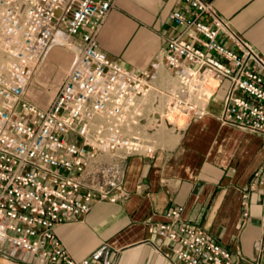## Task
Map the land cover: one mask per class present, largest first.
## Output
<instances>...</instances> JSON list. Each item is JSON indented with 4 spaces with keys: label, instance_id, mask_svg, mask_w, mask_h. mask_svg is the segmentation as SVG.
<instances>
[{
    "label": "built area",
    "instance_id": "1",
    "mask_svg": "<svg viewBox=\"0 0 264 264\" xmlns=\"http://www.w3.org/2000/svg\"><path fill=\"white\" fill-rule=\"evenodd\" d=\"M116 1L0 0V252L29 253L40 264H115L101 252L75 260L55 227L96 202L124 200L125 163L154 156L162 115L182 129L206 115L224 84L222 122L264 137V57L211 0H180L183 9L170 11L186 36L166 39L163 74L129 70L100 49ZM58 37L77 59L44 107L27 87ZM256 178L264 194V171ZM183 210L169 209L157 225L179 264H240Z\"/></svg>",
    "mask_w": 264,
    "mask_h": 264
},
{
    "label": "crops",
    "instance_id": "2",
    "mask_svg": "<svg viewBox=\"0 0 264 264\" xmlns=\"http://www.w3.org/2000/svg\"><path fill=\"white\" fill-rule=\"evenodd\" d=\"M211 1L264 57V0ZM175 8L183 9L180 0H117L99 32L100 49L129 70L165 73L166 39L186 36L168 18ZM226 86L205 116L179 130L154 132V156L125 163L124 200L96 202L84 217L55 227L72 258L83 261L101 252L115 264H179L158 237L157 225L167 220L169 209L183 206V219L204 229L240 264H264V194L256 178L264 171V137L222 122ZM0 264L40 262L32 254L6 250Z\"/></svg>",
    "mask_w": 264,
    "mask_h": 264
},
{
    "label": "rangeland",
    "instance_id": "3",
    "mask_svg": "<svg viewBox=\"0 0 264 264\" xmlns=\"http://www.w3.org/2000/svg\"><path fill=\"white\" fill-rule=\"evenodd\" d=\"M150 19L152 20L153 17H150ZM64 39L65 38L62 37L58 40L61 45H59L60 43H54L48 53V56L34 71L27 87L28 98L34 102H38L42 106H45L43 104L44 99L50 104V100L53 98L57 89L59 88L58 86L62 83L63 78L68 74V71L77 59V48L76 50H73L66 47L64 44H62ZM135 46L136 45L134 44L133 48ZM54 52H57V54L54 55ZM55 57H58L60 60L56 59ZM65 58H70L68 59L70 61L68 67L63 63ZM48 62H51L53 69L46 71L44 68ZM161 128H170V126L168 124H164L161 126Z\"/></svg>",
    "mask_w": 264,
    "mask_h": 264
},
{
    "label": "bare ground",
    "instance_id": "4",
    "mask_svg": "<svg viewBox=\"0 0 264 264\" xmlns=\"http://www.w3.org/2000/svg\"><path fill=\"white\" fill-rule=\"evenodd\" d=\"M60 39V37H58V39L57 40H59ZM55 54H57V52H54V55ZM56 59H59L58 57H55ZM68 59H70V58H68ZM67 58H65V61L63 62L64 63V65L65 66H67L68 67V65H69V63H70V61L68 60ZM60 60V59H59ZM46 71H49V69L51 70V69H53V66H51V62H48V64L47 65H45V68H44ZM43 104L45 105L44 107H47L48 105L47 104H49L45 99H44V101H43ZM170 119H169V117H163V115H162V119H161V124L162 125H164V124H168Z\"/></svg>",
    "mask_w": 264,
    "mask_h": 264
}]
</instances>
